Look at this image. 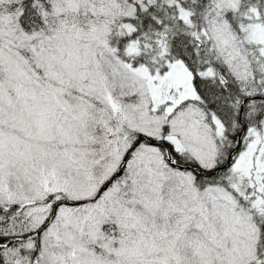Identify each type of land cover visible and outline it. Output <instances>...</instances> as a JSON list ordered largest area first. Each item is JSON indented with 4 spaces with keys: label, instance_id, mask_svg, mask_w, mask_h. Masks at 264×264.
Returning <instances> with one entry per match:
<instances>
[{
    "label": "snow or ice",
    "instance_id": "6c2138e0",
    "mask_svg": "<svg viewBox=\"0 0 264 264\" xmlns=\"http://www.w3.org/2000/svg\"><path fill=\"white\" fill-rule=\"evenodd\" d=\"M0 264H264V0H0Z\"/></svg>",
    "mask_w": 264,
    "mask_h": 264
}]
</instances>
